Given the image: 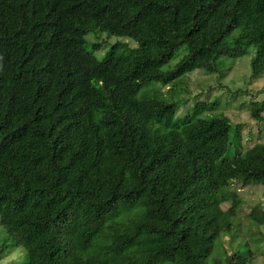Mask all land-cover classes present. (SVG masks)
<instances>
[{
	"label": "trees",
	"instance_id": "16d2710c",
	"mask_svg": "<svg viewBox=\"0 0 264 264\" xmlns=\"http://www.w3.org/2000/svg\"><path fill=\"white\" fill-rule=\"evenodd\" d=\"M99 33L135 46L98 58L86 37ZM242 58L248 83L264 77V0H0V257L21 246L25 264L264 259V210L237 193L264 188V143L241 152L242 125L219 99L174 98L185 75L220 80L224 60ZM239 93L264 122V100Z\"/></svg>",
	"mask_w": 264,
	"mask_h": 264
},
{
	"label": "rangeland",
	"instance_id": "374dc122",
	"mask_svg": "<svg viewBox=\"0 0 264 264\" xmlns=\"http://www.w3.org/2000/svg\"><path fill=\"white\" fill-rule=\"evenodd\" d=\"M86 39L90 42L97 41L100 44V48L95 50V55L98 58H102L108 50L116 45L121 46L125 43L130 45V47L135 46V43L129 38L109 36L106 33L92 34L87 36ZM175 62L176 60L172 61L173 64ZM224 62L226 65L229 64L231 66L230 69H226L222 79L219 80L214 75H206L199 70L194 71L181 78L182 84L186 83L187 87L189 86L188 94H186V92L182 94L177 93L174 95V98L178 101H182L190 94V96H201L202 99L207 98L209 101L219 99L221 105H225L224 114L232 122L242 125L241 152H244V150L257 143H264V122L256 123L251 119L249 117V112L246 111L248 108L245 109L247 107L246 104L245 107H241V105H243L242 103L245 101L244 93L237 94L234 100H231V96L234 91L246 87L249 92L248 94H250L249 97H254V99H258V101L264 100V93L257 94L259 88L264 85V77L260 80L252 81L251 84L248 83L250 58H242L230 62L229 60H224ZM167 89L168 87L164 88L163 91ZM241 108L245 110H240ZM260 114L264 117V111ZM237 193L245 201L247 210H249V207H260L264 210V188L260 186L241 187V185H238ZM228 207L229 204L222 205V210L226 211ZM243 224L244 221L242 226ZM235 225L239 226V222L237 221ZM6 235L4 228L0 226V249L4 242V236ZM227 246H229V244ZM249 246L251 252H261V247L257 246V244L250 243ZM243 254L246 256L247 260H249L250 255L245 253V251ZM25 255V251L21 246L16 247L13 251L9 253L5 252L1 255L0 264H25ZM257 264H264V259L262 258L261 261L259 260Z\"/></svg>",
	"mask_w": 264,
	"mask_h": 264
}]
</instances>
